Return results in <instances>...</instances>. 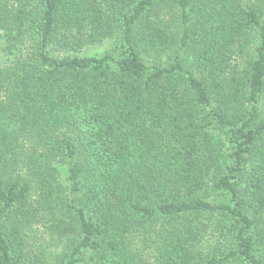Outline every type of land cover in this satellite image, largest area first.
Returning a JSON list of instances; mask_svg holds the SVG:
<instances>
[{
    "label": "trees",
    "instance_id": "trees-1",
    "mask_svg": "<svg viewBox=\"0 0 264 264\" xmlns=\"http://www.w3.org/2000/svg\"><path fill=\"white\" fill-rule=\"evenodd\" d=\"M0 48V264H264V0H0Z\"/></svg>",
    "mask_w": 264,
    "mask_h": 264
},
{
    "label": "rangeland",
    "instance_id": "rangeland-1",
    "mask_svg": "<svg viewBox=\"0 0 264 264\" xmlns=\"http://www.w3.org/2000/svg\"><path fill=\"white\" fill-rule=\"evenodd\" d=\"M108 48H109V44L105 45V49H108ZM152 61H154V58L152 59ZM6 63L7 62H6L5 56H4V54H3V52L1 51V48H0V68L4 67L6 65Z\"/></svg>",
    "mask_w": 264,
    "mask_h": 264
}]
</instances>
